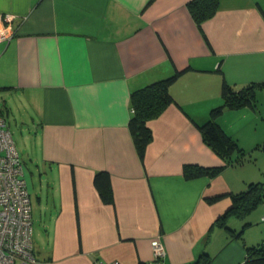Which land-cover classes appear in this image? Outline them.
Listing matches in <instances>:
<instances>
[{
    "label": "crops",
    "instance_id": "obj_1",
    "mask_svg": "<svg viewBox=\"0 0 264 264\" xmlns=\"http://www.w3.org/2000/svg\"><path fill=\"white\" fill-rule=\"evenodd\" d=\"M189 1L0 0V26L14 31L0 41V111L31 175L36 264H247L246 247H264V195L246 214L231 210V194L264 183V87L255 109L217 118L257 157L226 163L197 128L222 102L223 81H264V0H220L200 27ZM175 71L173 101L146 121L140 159L131 92ZM185 165L220 170L185 178ZM99 171L109 174L112 203L94 184ZM152 240L164 246L160 259Z\"/></svg>",
    "mask_w": 264,
    "mask_h": 264
},
{
    "label": "trees",
    "instance_id": "obj_2",
    "mask_svg": "<svg viewBox=\"0 0 264 264\" xmlns=\"http://www.w3.org/2000/svg\"><path fill=\"white\" fill-rule=\"evenodd\" d=\"M219 1L190 0L187 3L190 15L198 27H200L203 21L215 14ZM180 74V71H175L165 78L153 81L131 92L132 114L128 126L140 159L143 158L145 148L151 139V132L146 126V121L157 117L173 101L169 93V87ZM262 87H264V81H251L239 89H235L233 85L223 81L221 86L222 102L210 109L208 119L205 122L197 125L203 141L226 163L232 162L234 158H236V161L243 162L246 157L237 141L228 135L219 125L217 118L225 109H237L244 106L255 109L257 107L256 90ZM219 170V168L185 165L183 167V174L185 178H192L201 175H213L219 172ZM93 181L103 202L112 203L113 194L109 174L105 171H99L95 174ZM262 195H264V183L251 182L248 184L247 189L231 194L233 200L231 210L238 216L246 214L262 199ZM220 197V195L211 196L207 197L206 200L214 202ZM227 213L219 217L217 224H221L218 221L223 220ZM222 225H226L225 221ZM226 226L225 228L234 232V236H241V231L235 232L229 226ZM246 249L247 264H264V247L257 248L256 246H251L246 247ZM192 264H209V260L205 258L197 260Z\"/></svg>",
    "mask_w": 264,
    "mask_h": 264
},
{
    "label": "built area",
    "instance_id": "obj_3",
    "mask_svg": "<svg viewBox=\"0 0 264 264\" xmlns=\"http://www.w3.org/2000/svg\"><path fill=\"white\" fill-rule=\"evenodd\" d=\"M13 16L5 14L9 22ZM14 34L9 24L0 26V41ZM261 220H264L262 212ZM155 259L164 256L162 242H150ZM36 264L32 247L30 197L23 177L22 160L5 119L0 111V264ZM95 264H118L97 261Z\"/></svg>",
    "mask_w": 264,
    "mask_h": 264
},
{
    "label": "rangeland",
    "instance_id": "obj_4",
    "mask_svg": "<svg viewBox=\"0 0 264 264\" xmlns=\"http://www.w3.org/2000/svg\"><path fill=\"white\" fill-rule=\"evenodd\" d=\"M258 104V103H257ZM258 130H259V139L261 140L260 142H259V144H260V148H264V122H262V123H260V125L258 126ZM17 135V134H16ZM14 140V139H13ZM16 146V148L17 149H19L20 150V140H18V144L17 145H15ZM19 146V147H18ZM255 149H253L252 151H254ZM261 151H264V150H261ZM259 153V152H258ZM253 153L251 152L250 153V157H252L251 155H252ZM20 156V155H19ZM255 155L253 154V157H254ZM258 156V163H264V153H261V154H258L257 155ZM257 156H255V157H257ZM245 160H244V162H248L249 161V156H247V155H245ZM21 158V160H22V157H20ZM22 166H23V170H24V175H23V177H24V179H25V181H26V184H27V186H28V188L30 189V187H31V175H30V172H29V169L27 170V166H26V164L24 163V162H22ZM28 167H30V166H28ZM15 264H17V262L15 263Z\"/></svg>",
    "mask_w": 264,
    "mask_h": 264
}]
</instances>
